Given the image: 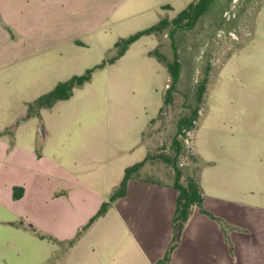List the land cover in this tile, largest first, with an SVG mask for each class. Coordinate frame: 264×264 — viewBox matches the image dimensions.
<instances>
[{
    "label": "crops",
    "instance_id": "0c3cea01",
    "mask_svg": "<svg viewBox=\"0 0 264 264\" xmlns=\"http://www.w3.org/2000/svg\"><path fill=\"white\" fill-rule=\"evenodd\" d=\"M67 1L0 0V45L8 53L0 60V71L35 67L37 58L60 52L70 41L85 46L92 32L129 20L127 12L135 6L151 4L160 18L173 9L156 0H73L80 5V20L98 22L91 21L69 40L52 43L51 30L44 28L55 6L64 14L61 4ZM7 29L13 32L12 39ZM55 105L43 109L40 117H23L22 122L0 129V233L17 243L23 236L48 242L19 226L21 222L58 242L72 240L109 201L126 168L148 153L144 136L149 120L136 130L115 125L108 131L113 140L100 125L81 127L78 147L71 143L62 117L48 118L46 112ZM36 119L44 125L42 136L38 123L29 125ZM246 125L238 127L235 147L195 177L204 210L227 223L228 236L218 221L193 210L170 264H264V114L259 121L250 117ZM245 129L252 134L243 133ZM139 145L145 149L143 159L133 162ZM15 188L24 190L19 199L14 198ZM177 196L172 184L132 179L126 196L65 252L62 264H156L173 239Z\"/></svg>",
    "mask_w": 264,
    "mask_h": 264
},
{
    "label": "rangeland",
    "instance_id": "374dc122",
    "mask_svg": "<svg viewBox=\"0 0 264 264\" xmlns=\"http://www.w3.org/2000/svg\"><path fill=\"white\" fill-rule=\"evenodd\" d=\"M196 1L156 0L159 4L173 6L163 13L162 18L167 20ZM218 3L217 9L201 17L193 30L179 31L174 36L182 71L168 103L164 100L171 78L165 64L159 62L154 53L165 57L167 62L174 60L170 28L145 37L132 45L124 58L107 63L116 54V42L162 19L151 8L153 5H139L129 9V20L119 25L109 23L92 32L85 38V46H76L70 41L60 52L37 58L35 67L0 71V129L22 122L27 116V105L53 90L58 83L94 68L91 80L75 89L71 99L58 102L46 112L50 113L48 118L55 121L62 117L71 143L78 147L81 127L100 125L113 140L114 134L108 131L115 125L124 126L123 130L127 127L136 130L149 120L144 139L150 159L140 176L144 180L173 184L176 148L172 143L179 121L199 109L193 139L200 159L187 152L183 132L179 136L183 149L176 158L182 172L181 182L186 184L188 178L195 179L199 170L201 172L214 160L219 161L226 149L235 147L242 123L246 125L250 117L259 121L264 114V0H218ZM61 5L64 14L58 11L61 7L55 6L52 20L44 28L51 30L52 43L69 40L86 29L91 21L98 22L97 18L80 20L77 16L80 5L73 0ZM0 24L3 26L1 21ZM7 31L12 39L13 32ZM4 54L8 53L3 52L0 45V60ZM103 63L106 64L99 67ZM209 69L207 91L203 103L199 104L197 89ZM15 71L20 73L14 74ZM116 111L118 115H114ZM30 123H38L37 132L42 136L44 125L40 120ZM243 133L252 134L246 129ZM144 152L139 145L132 161L142 160ZM195 210L200 208L195 207ZM17 241L0 233V264H62L68 248V244L56 246L24 236L20 243ZM46 256L51 258L47 260Z\"/></svg>",
    "mask_w": 264,
    "mask_h": 264
},
{
    "label": "trees",
    "instance_id": "16d2710c",
    "mask_svg": "<svg viewBox=\"0 0 264 264\" xmlns=\"http://www.w3.org/2000/svg\"><path fill=\"white\" fill-rule=\"evenodd\" d=\"M218 0H197L196 2L190 3L185 9H183L180 13L177 14L175 18L172 20L161 19L157 24L148 27L144 30L138 31L127 38H123L115 43L114 47L116 49V54L111 57L107 63L113 64L121 57L125 55L127 50L134 43L142 39L146 36H151L154 34L163 33L166 29L170 28L169 36L172 40L173 47L175 48V57L172 62H167L165 57L159 55L157 52L154 53V56L158 59L159 62L164 63L169 76L171 78V84L169 85L166 93L165 103L169 102L171 97V92L176 88V85L180 81L182 65L180 62V58L178 56V52L175 46V35L179 31H191L197 25L199 19L208 13L214 11L218 7ZM106 63H103L99 67H103ZM94 72L93 69L87 70L82 75H76L70 78L65 82L58 83L53 90L48 92L45 95L40 96L35 101L29 103L27 105L28 111L27 116L25 118H33L40 117L41 111L43 109H48L53 107L57 102L69 100L73 94L74 90L84 86L88 83ZM209 72L207 71L205 77L202 79L200 85L197 89V101L199 104L203 103L204 95L207 91V85L209 83ZM199 119V109L192 110L189 116L183 117L180 119L178 124V132L175 136L172 146L176 148V155L173 161V165L176 169L175 181L172 184L173 188L178 192L177 196V205L175 209V214L173 218V239L164 255V257L159 260L156 264H170L172 254L174 250L179 246L181 235L184 229L185 224L190 219L193 210L195 207H199L200 211L203 214L208 215L212 219L218 221L221 224V227L226 236H228L229 226L223 220L213 216L211 213L205 211L203 209V195L200 190L199 184L196 179L188 178L186 184L181 182L182 172L178 169L177 166V156L180 151L183 149L182 142L179 140V136L182 134L184 130H191L195 126V122ZM150 159L149 156L145 157L142 161L126 168L124 172V177L119 184V186L115 189L109 201L103 203L100 210L96 213L94 217L90 219V221L82 227L77 235L67 243L58 242L55 238L49 235H44L39 233L33 226L28 225L25 226L23 222L19 223V226L22 228H28L41 239H47L50 242L56 244H68V249L72 248L76 242L81 238V236L92 226V224L100 217L104 216L112 204L120 198H123L127 194L128 184L132 179L140 178V171L145 166V164ZM24 190L22 188L14 189V198L19 199L23 196Z\"/></svg>",
    "mask_w": 264,
    "mask_h": 264
},
{
    "label": "built area",
    "instance_id": "2783aa9c",
    "mask_svg": "<svg viewBox=\"0 0 264 264\" xmlns=\"http://www.w3.org/2000/svg\"><path fill=\"white\" fill-rule=\"evenodd\" d=\"M183 133H184L183 141H184L186 150L190 155L193 156L195 154V142L193 139V133H195V130L194 129L184 130Z\"/></svg>",
    "mask_w": 264,
    "mask_h": 264
}]
</instances>
